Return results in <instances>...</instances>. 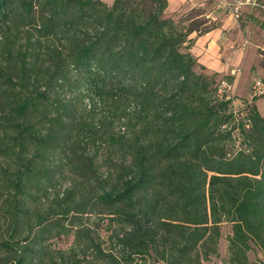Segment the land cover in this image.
Here are the masks:
<instances>
[{
	"label": "trees",
	"instance_id": "16d2710c",
	"mask_svg": "<svg viewBox=\"0 0 264 264\" xmlns=\"http://www.w3.org/2000/svg\"><path fill=\"white\" fill-rule=\"evenodd\" d=\"M166 12L0 0V264H200L220 239L223 264H264L246 255H264V116L254 97L232 111L215 90L229 77L188 51L216 22ZM8 31L34 37L15 61ZM50 191L46 210L28 206ZM57 228L64 253L48 245Z\"/></svg>",
	"mask_w": 264,
	"mask_h": 264
},
{
	"label": "rangeland",
	"instance_id": "374dc122",
	"mask_svg": "<svg viewBox=\"0 0 264 264\" xmlns=\"http://www.w3.org/2000/svg\"><path fill=\"white\" fill-rule=\"evenodd\" d=\"M103 1L106 2L107 4H110L112 0H103ZM235 1L242 2L240 7L243 8L239 10V15L237 18H234L230 15L228 11V6L225 3V2L232 3ZM199 2H202V4L199 6L197 5L192 6L190 3H186V4H180L178 7L177 4L174 5L172 3L171 7H169L168 10L169 12H166L165 15L171 13L174 17L180 16V19L182 20L204 15L205 18L213 20V22L214 21L216 22L219 16L221 17L223 16V18L224 19L226 18L227 21L229 22L236 21L235 23L237 25L244 28L243 31L245 38V42H243L244 47L242 48L241 51L240 50L238 51V53L242 55V58L241 60L238 61L237 59L238 56H235L234 52H232L230 61L233 64L232 68L234 69V75L233 77H229L230 95L232 96L230 108L236 111L240 110L243 108L244 101L245 100L249 101L251 99L249 96V86L251 85L252 80L255 77L264 78V49H260V47H258L263 39V35L260 32V30L262 29L264 31V0H199ZM185 11L186 13H184ZM253 14H255L256 17H253ZM247 22H249L250 24H247ZM4 34L5 31H2L1 29L0 40L3 39ZM6 34L8 38L11 37L14 43L13 49L11 50L12 52V55L10 57L11 61L12 60L15 61V59L19 57L20 51H23L25 48H28V43L34 40L33 36H29V39H27L25 34L17 33V32L14 34L13 31H11V33L8 31L6 32ZM233 49H238V47H234ZM219 77L221 76H219L218 74L214 76V78H219ZM63 93L65 97L77 98V96H79L83 92L73 90L69 92L66 91ZM256 103H257V110L260 113H264V98L258 99ZM76 104L79 105L80 108H82L83 106H86L85 104L91 105L92 102L91 100L88 99V97H83L81 101L76 100ZM94 108H95L94 109L95 112H100V111H105V109H107L108 106L105 103L104 104L101 103V104H95ZM95 117H97V115H95ZM121 121L122 119L119 121L114 120V122L112 123L114 130L117 129L116 126H118V123ZM67 185H68V180L66 179V177H64V175H62V177H59L56 181L55 190L60 192ZM52 196H53L52 191H50L42 199L28 202V206L31 209H34L35 211L38 212L44 211L48 208ZM48 215L51 214L49 213ZM62 222L67 223L66 219L62 220ZM228 231H229V226L227 224H221L220 226L221 236L223 237ZM101 233L102 232L100 231V234ZM71 238L72 236L70 233H64L62 229L57 228L55 233H53V236L48 240V245L50 246V248L62 250V252L64 253L65 251H67V248L70 245ZM224 250L225 249H222L221 253H218V257H214V256L211 257L214 258V262H216L217 260L219 261L218 263L216 262V264H223L221 262V259L225 255ZM246 255H247V259L251 262L255 260L264 261V255L258 251L249 250L247 251ZM54 264H67V262L66 259L56 260ZM157 264H162V263L158 262Z\"/></svg>",
	"mask_w": 264,
	"mask_h": 264
},
{
	"label": "crops",
	"instance_id": "0c3cea01",
	"mask_svg": "<svg viewBox=\"0 0 264 264\" xmlns=\"http://www.w3.org/2000/svg\"><path fill=\"white\" fill-rule=\"evenodd\" d=\"M172 3L174 5L177 4V7L180 4L186 3H190L192 6H199L202 4V2H199V0H168V10ZM240 9L243 8L240 7ZM253 17H256V15L253 14ZM235 22H229L226 18L224 19L223 16H219L216 20L217 26L214 29L201 35H196L195 32H191L188 35V38L191 39L188 51L196 58L197 63L204 67V72H215L219 76L233 77L234 69L232 68L233 64L230 61L232 52H234L235 56H238V61L241 60L242 55L239 54L238 51L242 50L244 47L243 42H245L243 32L244 28L240 27ZM247 24L250 23L247 22ZM260 32L263 35V39L258 47H260V49H264V31L261 29ZM234 47H238V49H233ZM228 82L230 81L228 80ZM261 98L264 97L258 96L255 98L254 104L256 108V102ZM258 113L264 116V113H260L259 111ZM222 249H225V241L223 240L222 242V239H220L218 244V253H221ZM216 262L218 263L219 261L217 260ZM216 262H214V258H210L209 260L201 262L200 264H216Z\"/></svg>",
	"mask_w": 264,
	"mask_h": 264
},
{
	"label": "built area",
	"instance_id": "2783aa9c",
	"mask_svg": "<svg viewBox=\"0 0 264 264\" xmlns=\"http://www.w3.org/2000/svg\"><path fill=\"white\" fill-rule=\"evenodd\" d=\"M225 3L228 6L230 15L234 18H237L242 2L235 1L232 3ZM215 90L218 97H223L224 99H230L232 97L230 95V83L225 79H220L216 83ZM261 95H264V78L255 77L252 80L251 85L249 86V96L250 98H253ZM232 111H234V109H232ZM120 129H123V127H121Z\"/></svg>",
	"mask_w": 264,
	"mask_h": 264
}]
</instances>
